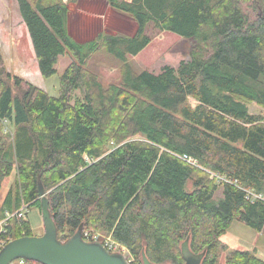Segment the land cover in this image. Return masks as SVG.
I'll return each mask as SVG.
<instances>
[{
	"label": "trees",
	"instance_id": "trees-1",
	"mask_svg": "<svg viewBox=\"0 0 264 264\" xmlns=\"http://www.w3.org/2000/svg\"><path fill=\"white\" fill-rule=\"evenodd\" d=\"M15 1L40 76H54L59 57L71 62L53 97L10 74L0 53V190L15 171L0 219L22 205L40 211V182L60 241L82 226L125 247L130 264H142V250L153 264H183L188 236L193 253L205 251L201 264H219L234 221L261 232L264 116L248 105L264 108V0H105L134 33L81 43L62 0ZM149 28L192 41L187 59L136 70L129 57L148 46ZM99 56L118 81L101 82ZM9 227L12 240L33 236L27 220ZM223 263L264 260L237 249Z\"/></svg>",
	"mask_w": 264,
	"mask_h": 264
},
{
	"label": "rangeland",
	"instance_id": "rangeland-1",
	"mask_svg": "<svg viewBox=\"0 0 264 264\" xmlns=\"http://www.w3.org/2000/svg\"><path fill=\"white\" fill-rule=\"evenodd\" d=\"M95 1L96 0H82L76 4V8L79 12L83 10L84 14L92 15L94 12L87 11L90 5L88 3ZM62 2L67 4V0H62ZM101 2L104 4V0H99V3ZM97 4L94 5L97 16L93 17L87 27L84 24V30L80 29L73 14H71L69 23L70 34L73 36V39L77 42L80 41V43L89 41L93 39L98 32L132 35L136 25L129 17L126 15H120L122 16L121 18L117 16L114 17L111 11H109L105 17H99L100 12L103 13V11L100 9L101 4H99V6H97ZM147 33L151 39L148 46L137 56L129 57V61L138 71L147 70L157 74L164 66L176 67L180 61L187 59L188 53L193 46L192 41L182 39L177 34L169 31L160 32L153 28H149ZM0 53L6 70L10 74L24 79L53 97L56 96L58 92L59 76L71 62V58L68 55L59 57L55 67L56 74L47 79L40 76L34 52L26 33V27L22 25L15 0H0ZM92 61L97 65V71L104 85L118 81L119 69L116 65L103 56L96 57ZM190 102L193 106L196 104L192 99ZM248 109L252 114L264 116V108H260L255 104H249ZM7 125L10 127L9 124ZM8 127L5 128L7 129ZM14 177L15 171L4 179L0 190V205L6 192L12 185ZM219 196L220 192L217 193V197ZM24 206H26V213L23 220L28 221L33 236H41L43 234V224L39 209L35 206ZM83 233L85 235V241L96 239L102 244L110 237L102 233L89 231H84ZM237 249L253 251L257 257L264 260V226L260 233H256L240 222L234 221L228 231L220 238L219 264H224L223 258L227 253ZM117 252H120V250H117ZM123 254L127 259L130 258V255L128 256L127 253ZM130 259L132 261V258ZM11 264H20V261L17 260Z\"/></svg>",
	"mask_w": 264,
	"mask_h": 264
},
{
	"label": "water",
	"instance_id": "water-1",
	"mask_svg": "<svg viewBox=\"0 0 264 264\" xmlns=\"http://www.w3.org/2000/svg\"><path fill=\"white\" fill-rule=\"evenodd\" d=\"M43 234L39 237H20L9 241L0 250V264L17 260L38 264H130L121 253L108 251L100 242L82 238V226L64 242L57 237V228L51 217L48 200L38 183ZM183 264H201L205 251L195 254L189 248V236L180 244ZM142 264H153L141 251Z\"/></svg>",
	"mask_w": 264,
	"mask_h": 264
},
{
	"label": "built area",
	"instance_id": "built-area-1",
	"mask_svg": "<svg viewBox=\"0 0 264 264\" xmlns=\"http://www.w3.org/2000/svg\"><path fill=\"white\" fill-rule=\"evenodd\" d=\"M182 160L185 162L192 164L193 166L196 165V162L188 156L183 155L181 157ZM212 177H215L218 182H223L224 178L217 176V175H212ZM255 198H260L257 196H254ZM26 213V206L22 205L20 209L16 211H4L2 219H0V250L9 242L12 240V237L10 235V230H9V225L10 222L13 220L19 221L24 219V215ZM85 237L83 233V238ZM108 240L103 243V246L110 252H115V253H121L123 256V253H127L129 256V253L127 249L120 244L114 242L110 237L107 238ZM90 241H97L96 239H91ZM117 250H120V252H117ZM125 257V256H124ZM130 257V256H129ZM126 258V257H125ZM131 258V257H130ZM126 260L131 263V259Z\"/></svg>",
	"mask_w": 264,
	"mask_h": 264
},
{
	"label": "crops",
	"instance_id": "crops-1",
	"mask_svg": "<svg viewBox=\"0 0 264 264\" xmlns=\"http://www.w3.org/2000/svg\"><path fill=\"white\" fill-rule=\"evenodd\" d=\"M80 1H82V0H78L76 3H67V6H68V21H67V26H68V31H69L68 33L72 37V39H73V36L70 34L71 31H70V23H69V20L71 18V14H73V16H74L75 20L77 21L78 25L80 26V29L81 30H84V26L86 25V27H87L88 24H89V22L93 19V17L94 16H97L96 13H95L94 5L97 4V3H99V0H96L95 2H89L88 3L90 5H89V9L87 11L88 12H94L92 15L84 14V11L83 10H81L80 12L78 11V9L76 8V4L79 3ZM124 1H127L128 2L130 0H124ZM99 4H101L100 5V9H101V11H103V13L100 12L99 17H105V15L109 13V11H111V13H113L114 17L117 16V17H120L121 18L124 15L122 13L119 14V12L117 13V11L115 12V10L111 9L108 6V4L105 2V0H104V4H103V2H101ZM99 4H97V6H99ZM120 15H122V16H120ZM21 21H22V19H21ZM22 25H24L23 21H22ZM26 33H27V29H26ZM27 35H28V33H27ZM28 39H29V42L31 43L30 38H29V35H28Z\"/></svg>",
	"mask_w": 264,
	"mask_h": 264
}]
</instances>
